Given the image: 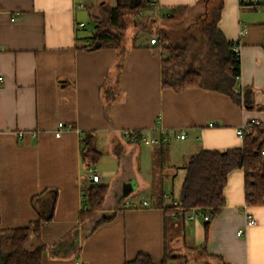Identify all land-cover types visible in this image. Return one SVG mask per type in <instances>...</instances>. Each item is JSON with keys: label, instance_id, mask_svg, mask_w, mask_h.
I'll return each instance as SVG.
<instances>
[{"label": "crops", "instance_id": "obj_1", "mask_svg": "<svg viewBox=\"0 0 264 264\" xmlns=\"http://www.w3.org/2000/svg\"><path fill=\"white\" fill-rule=\"evenodd\" d=\"M252 1L222 0L217 23L220 39L240 45L239 104L208 83L181 91L164 87L162 62L168 51L151 45L149 38L125 40L123 55L117 48H87L93 33L85 34L84 14L91 10L99 21L106 2L0 0V227H28L39 219L33 199L56 190L53 219L42 228L47 246L42 264H125L140 253L161 264L166 251L181 260L187 249L203 264L210 263L206 255L225 264H264V205L246 204L243 169L228 175L226 205L207 236L201 218L185 222L181 213L168 210L176 200L167 203L166 193V183L174 182L179 172L185 178L192 156L242 147L237 130L250 119L264 126V11H259L264 1L258 0L256 8ZM209 3L155 0L151 6L169 22L165 18L172 9L190 8L185 24L173 21L169 27L181 37L171 43L181 47L179 40L201 30L194 20L208 22ZM182 48L178 70H201L204 81H215L211 77L220 67L205 73L204 55L196 58L201 50ZM247 90L252 91L253 105L243 104ZM59 123L65 127L57 137ZM125 130L153 138L169 135L171 141L154 145L158 147L135 144L123 138ZM87 134L94 136V146L103 155L100 167H93L102 176L99 184L91 182L82 163ZM178 134L185 139H177ZM91 186H108L95 229L93 220L80 222L87 209L85 190ZM143 200L149 202L146 207H125L126 202ZM247 212L256 221L248 228ZM239 230L245 231L242 236ZM203 245L206 253L200 250Z\"/></svg>", "mask_w": 264, "mask_h": 264}, {"label": "trees", "instance_id": "obj_2", "mask_svg": "<svg viewBox=\"0 0 264 264\" xmlns=\"http://www.w3.org/2000/svg\"><path fill=\"white\" fill-rule=\"evenodd\" d=\"M202 1H210L206 12L208 22L204 30L208 37L209 52L216 58V64L219 65L220 71L211 77L215 78V81L208 83L202 80L203 76L198 70H178L183 62V48L170 45L167 50L168 56L162 62L163 86L181 91L190 87H205L208 83L212 89L228 94L236 103L240 104L242 102L241 95L236 92L238 78L241 74L240 59L232 53V44L220 39L221 33L217 28L223 6L222 0ZM116 2L117 6L112 7L108 13L107 27L103 28L99 21L95 22L98 27L94 26L93 36L90 38L91 44L87 48L92 50L106 47L117 48L123 55L124 37L128 29L125 11H127L126 14H132L135 27L142 24V30L147 29L145 26L147 18L143 16V13H155L153 5H150L152 0H116ZM189 13V7H180L172 9L170 15L165 19H170L181 25ZM162 37L167 39L166 34ZM108 93L109 98H112L113 94ZM243 104L253 105L251 90H247ZM243 139V146L239 148L222 152L202 151L192 156L185 167L186 175L178 203L184 209L197 208L209 215V220L204 221L206 236L210 224L226 205L224 191L228 183V175L233 170L243 169L245 172L246 204L250 206L264 205V156L262 155L264 126L255 127L253 134ZM102 156L94 146V136L87 134L83 139L81 155L83 165L86 168L94 167ZM85 192L87 209L80 214V222L93 220L96 222L95 229L101 223L97 222L96 217L103 208L108 194V186H91ZM47 195L50 197L47 198ZM56 200L57 191L46 190L33 199L34 208L39 215L37 221L30 223L28 227L15 230H3L0 227V264H42L47 249L42 240V228L44 223L52 221ZM171 208L175 209L171 206L168 210ZM205 248L203 245L200 250L206 253ZM206 256L212 262L225 264L220 257ZM175 259L178 260L180 257L174 258L171 252L166 251L161 264H171ZM125 264L154 263L148 255L140 253L133 261ZM208 264H210L209 261Z\"/></svg>", "mask_w": 264, "mask_h": 264}, {"label": "rangeland", "instance_id": "obj_3", "mask_svg": "<svg viewBox=\"0 0 264 264\" xmlns=\"http://www.w3.org/2000/svg\"><path fill=\"white\" fill-rule=\"evenodd\" d=\"M98 1L100 3L106 2V5H103V7H102V9L100 11V16H101L102 19L99 18V23H101L102 27L104 28V27H107V19H108L107 15H108L111 7H113V6L116 7L117 3L114 0H98ZM259 11L263 12L264 11V6L263 7H259ZM90 12H91V10L87 11L84 14L85 23L87 25L86 30H85V34L88 35V36H92L93 29H94V26H95V19L92 16V14L90 15ZM126 13H127V11H125V19H126V24L128 25V29L125 32L124 41L125 40H133V38H136L137 41H141L142 39H145V38L152 39L153 37L158 35L162 39V40H160L161 41V46L163 48H165V46H166L167 50H168V47L170 45L173 46V44L171 42L174 40V38H176V37H177L176 39H180L181 38L174 31V29H172L173 28L172 27L173 26L172 25L173 21L169 22L167 20H163L162 18H160L157 15L156 12L155 13H153V12L143 13V16H146L145 18H147L146 19L147 21L144 19L146 21V25L145 26H147V29L144 27L145 31L142 30V24L139 27H135V23L133 22L132 14H126ZM189 14H191V13H189ZM189 14H188V16H189ZM200 19L194 20L196 25L200 24V28H201L200 32H194V33L190 34V36L188 38H185V40H179L180 43L178 45H180L181 47H184V49L187 52H189L192 49L193 46L197 50H201V51H196V58L199 59V56H200L201 53H202V55H204V57L201 58V61L202 62H206L207 65H206V68L203 67L202 70H204L205 73H208L210 70L217 69V67H219V66L216 64V61L214 60V57L209 52L208 38L204 37V38H206L204 40L203 37H202V35L204 34L202 32L204 30V27L207 25V22L206 21L204 22L203 19L202 20H200ZM186 20L184 21L183 24H185ZM183 24H181V25H183ZM143 26H144V24H143ZM193 26H195V25H193ZM169 27H172L171 31H169ZM188 28L189 27H186V25H185V27L183 29L184 30H188ZM166 32H168L166 34L167 35V39L162 37V36H164V34ZM188 33H189V31L186 34H188ZM199 33H200V35H199ZM196 35H198L200 39L193 38ZM185 36L187 37L188 35H185ZM202 50H204V51H202ZM182 52L185 55V52L184 51H182ZM199 71H201V70H199ZM202 80L204 81L203 78H202ZM208 83H209V80H208ZM139 144H141V143H139ZM154 147H158V146H154ZM166 151L167 150L165 149L164 153H166ZM98 163L95 164L94 168L98 166ZM102 164H104L103 167H107V168L109 167V165L106 164V163H102ZM98 167H100V166H98ZM183 179H184L183 172H181V173L179 172V174H178V176H177V178L175 179L174 182H167L166 183L167 184V189H168L166 193L170 195V198H168L167 203H169V204L171 203L172 204L173 199H175L177 202H179L181 188H182V185H183ZM152 184L155 185L156 187H158L160 183L159 182H152ZM141 195H142V193L140 195H138V196L141 197ZM128 199H130L129 201H133V198H128ZM181 256H184V257L181 260H176L175 264H203L201 261H195V258L198 257L199 255L194 253V252H192V251H190V249H187V253H185L184 255H181ZM210 263L211 264H217V262H212L211 260H210Z\"/></svg>", "mask_w": 264, "mask_h": 264}, {"label": "built area", "instance_id": "obj_4", "mask_svg": "<svg viewBox=\"0 0 264 264\" xmlns=\"http://www.w3.org/2000/svg\"><path fill=\"white\" fill-rule=\"evenodd\" d=\"M153 3H151L152 5H154L155 0H152ZM257 1L258 0H253L252 4L256 7H258L257 5ZM81 28L85 27L84 23L78 24ZM246 30H242L241 35L245 34ZM150 44L151 45H161V41L156 38L153 37L150 40ZM232 53H234V55L240 59V45L238 42H234L232 43ZM0 83H2V77H0ZM212 126V124L210 125ZM258 126H262V122H260L259 120H255V119H250L248 121H246L245 123H243L237 130V135L240 138H245L246 136H249L251 134H253V130L255 127ZM64 124L63 123H59L58 125V130L56 132V136L60 137L62 135V130L64 129ZM185 135L184 134H178L176 136L177 139H185ZM123 138L131 143H142L145 145H159V144H170L171 141V137L169 135H164L161 138H153V137H148L142 133H139L137 131H130V130H125L123 132ZM262 155L264 156V151H262ZM89 172H90V180L92 183L94 184H99L102 180V176L101 174H99L93 167L89 168ZM148 201L147 200H143L142 203H130V202H126L125 203V207L128 208H143L146 207L148 205ZM173 208H175V210L179 211L182 214V217L184 219L185 222L189 221V220H193L196 218H201L203 221H208L209 220V215L206 214L204 211L197 209V208H189V209H184L182 207L179 206V203L177 201L173 202ZM247 206V205H246ZM246 217H247V221H246V228L248 227H252L255 225L256 221L253 218V216L247 212L246 213ZM244 230H239L238 231V235L242 236L244 234Z\"/></svg>", "mask_w": 264, "mask_h": 264}]
</instances>
